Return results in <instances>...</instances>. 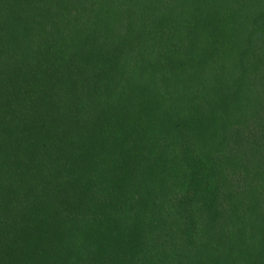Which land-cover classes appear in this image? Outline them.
I'll return each mask as SVG.
<instances>
[{"label": "trees", "instance_id": "trees-1", "mask_svg": "<svg viewBox=\"0 0 264 264\" xmlns=\"http://www.w3.org/2000/svg\"><path fill=\"white\" fill-rule=\"evenodd\" d=\"M0 264H264V0H0Z\"/></svg>", "mask_w": 264, "mask_h": 264}]
</instances>
